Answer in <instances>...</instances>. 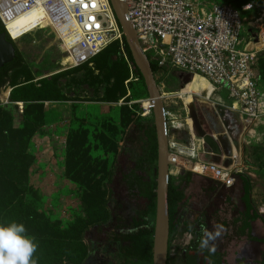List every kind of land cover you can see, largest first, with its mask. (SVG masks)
Here are the masks:
<instances>
[{"label":"rangeland","instance_id":"1","mask_svg":"<svg viewBox=\"0 0 264 264\" xmlns=\"http://www.w3.org/2000/svg\"><path fill=\"white\" fill-rule=\"evenodd\" d=\"M198 1L233 6L264 4V0ZM242 16L249 18L250 14ZM40 23L28 18L9 27L25 67L12 73L10 83L1 90L0 109L9 104L14 86L32 87L31 96L35 98L41 96L36 91L39 90L46 100L35 102L40 108L30 111L18 104L20 113L28 112L36 119L35 130L31 134L29 125L16 118L12 124L17 131L13 139L20 143L19 149L8 158L5 155L10 153L11 143L4 139L0 146V207L5 214L11 212L0 223H22L32 237L37 230L46 232L42 239L56 241L65 237L67 250L59 264H81L86 255L89 257L85 264H123L119 255L121 246L114 242L96 243L91 229L100 224L113 229L118 224L117 218L125 221L126 217L130 222L138 208L140 201L116 180L114 187L118 196L110 200L108 182L111 177L124 173V166H117L122 153L129 161L136 159L133 142L142 132L141 127L154 124L147 90L119 44H112L79 67L67 68L64 65L70 60L63 52L60 36L50 27H37ZM248 30L245 26L243 45L248 41ZM122 69L126 71L123 75ZM257 75L264 92V52L259 58ZM155 77L162 94L172 95L164 99L169 142L178 144L182 150L196 149L197 160L210 163L211 150L197 133L188 103L175 94H183L189 81L176 71L160 72ZM196 78L203 80L200 76ZM188 98L192 99L202 129L220 145L223 157L220 165L236 166L235 173L244 174L243 180L251 182L250 201L254 213L261 218L254 224L252 233L264 239V116L246 127L242 118L228 109L233 101L227 90L215 93L211 100L192 95ZM1 114L0 128L6 121ZM175 121L183 126L172 128ZM187 173L194 177L187 188L184 209L201 208L200 224L204 223V229L215 232L216 225L231 222L238 212L245 210L241 181L227 189L190 170L172 177ZM198 219L194 212H184L176 235L197 226ZM35 223L39 224L38 228H33ZM219 231L210 248L224 252L226 264L248 263L246 260L248 264H258L262 260L261 244L247 243L246 248V244L236 241L228 244L227 238L233 229L227 226ZM56 232H63L64 237L56 236ZM191 248L170 257V264H185L189 255H193ZM42 251L38 246L34 253L38 264H51L52 256L42 260ZM202 261L204 257L200 256L197 262Z\"/></svg>","mask_w":264,"mask_h":264},{"label":"built area","instance_id":"2","mask_svg":"<svg viewBox=\"0 0 264 264\" xmlns=\"http://www.w3.org/2000/svg\"><path fill=\"white\" fill-rule=\"evenodd\" d=\"M123 1L143 52L160 72L176 71L189 79L200 76L212 86L213 95L227 90L233 101L228 109L239 115L246 127L264 116V92L257 75L259 55L264 52V5L248 3L236 8L201 4L198 0ZM35 11H42L48 20L40 21L37 27H50L57 35L60 29L66 31L65 26L72 21L74 44L67 46L59 37L70 60L67 65L63 63L67 68L79 67L112 44H119L125 53L124 34L109 0H0V22L9 34L13 21ZM243 14L250 16L244 18ZM245 26L249 28L248 41L243 45ZM171 127L179 128L174 122ZM169 149L171 176H176L187 170L184 164L179 165L178 157L187 161L189 157L176 143L169 142ZM197 158L196 154L192 160L200 165V170H190L192 173L227 189L234 188L236 166L224 168ZM194 241L193 229L176 235L169 256H177Z\"/></svg>","mask_w":264,"mask_h":264},{"label":"trees","instance_id":"3","mask_svg":"<svg viewBox=\"0 0 264 264\" xmlns=\"http://www.w3.org/2000/svg\"><path fill=\"white\" fill-rule=\"evenodd\" d=\"M248 4V3H247ZM245 5V4H244ZM264 5V4H261ZM233 6V5H232ZM243 6V5H241ZM241 6H234L236 8H240ZM0 32L5 33L7 35V40L14 44L10 34L4 28L2 23L0 22ZM15 45V44H14ZM16 57L14 61L10 64L5 65L0 70V93L1 90L10 83V75L18 70H21L25 67V61L17 49L16 45ZM124 48L125 54L129 59V62L133 66L135 72L139 76V79L143 86L144 79L140 74L134 59L132 57L130 48L126 40L124 39ZM262 54V53H261ZM259 55V58L261 57ZM122 56H120V59ZM151 63V67L154 75L156 76L159 73V69L153 62ZM126 71L122 69L120 74H124ZM119 75V74H117ZM197 81V80H196ZM199 82V81H198ZM146 89V87H145ZM32 87H23V86H14L13 90L10 94L9 104L0 109V114H4L6 117V121L0 128V146L4 139H6L9 143H11V148L9 149L10 153L6 154L10 158L12 156L13 151H17L19 149L20 143H17L16 140L13 139L15 136L14 133L17 132L13 129V122L16 118H21L22 122L27 123L29 125V129L31 130V134L33 130H35V126L37 124L36 119H33L31 114L27 112L25 115V111H30L33 109H38L40 106L35 104V102L45 101L46 98L42 96V92L36 90L41 93V96L38 98L32 97ZM147 90V89H146ZM22 104L24 106V112L20 113L17 105ZM1 114V115H2ZM142 132L138 136L137 140L133 142L135 145V154L136 159L134 161H129L126 154L122 153L117 159V166H124V173L118 177H111L108 182V198L111 200L113 196L117 195L115 193V180L122 186H124L129 194L132 195L134 199H138L140 203L137 205L138 208L133 214L132 220L130 222L126 221L125 215L122 214L121 218H117L118 224L113 229H106L103 225H99L96 228L91 229L94 234L96 243H104V242H114L121 246V250L119 255L122 257L123 264H153V243H154V228H155V214H156V203H157V165H158V143H157V133L155 121L153 125H143L141 127ZM27 143V140L24 141ZM1 155H3V151H1ZM194 175L191 173L184 174L178 178L170 176L169 181V211H170V240L169 245L171 244L172 239L176 236V233L181 228L182 220L181 216L184 212H194L197 216H199V224L200 221L203 220V210L201 208H196L195 210H189L186 205V193L187 188L192 181ZM243 175H237V180L241 181L244 188V197L243 201L246 205V212L241 214L235 221V227L237 228V224H239L238 231H235V234L239 237H245L246 235L250 237V224L255 222L260 218L258 214L254 213V208L250 204V192L252 186L248 181L243 180ZM118 196V195H117ZM0 207V221L7 219V214H11L9 211L7 214L4 213L3 209ZM114 216V214H112ZM245 218L244 222L240 219ZM194 228L188 227L186 230L193 229L195 235V241L192 245L191 252L193 255H189V261H197L200 256H203L206 259H217L221 264L222 256L220 254L213 255L209 248L201 249L199 247V238L203 235L202 229L205 228L204 223ZM39 224L35 223L33 228H38ZM44 231H48L46 227L42 228ZM91 232V231H90ZM63 232H56V236L64 237ZM46 235V232L42 233L37 230L35 235L36 243L39 247L42 248V260H45L52 256L51 264H59L60 260H63L64 255L66 254V240L63 238L62 240L51 241L49 239H42V236ZM44 237V236H43ZM45 238V237H44ZM170 249V248H169ZM49 252H52L49 253ZM89 255H86L81 264H85ZM171 258L168 259V264L170 263ZM120 264V263H119Z\"/></svg>","mask_w":264,"mask_h":264},{"label":"water","instance_id":"4","mask_svg":"<svg viewBox=\"0 0 264 264\" xmlns=\"http://www.w3.org/2000/svg\"><path fill=\"white\" fill-rule=\"evenodd\" d=\"M109 1L120 24L128 47L130 48L136 67L144 79L149 102L154 114L158 143V165L153 264H168L170 240L169 181L172 163L170 161L167 118L164 104L165 94H162L153 73L151 63L139 44L136 30L128 20V8L125 2L123 0ZM15 57V45L7 40V35L5 33L0 32V70L5 65L12 63ZM186 81L188 82L189 79ZM188 105L192 112L198 135L211 150V163L220 165L223 157L221 148L217 144V139L205 133L195 115L193 103L190 102Z\"/></svg>","mask_w":264,"mask_h":264},{"label":"clouds","instance_id":"5","mask_svg":"<svg viewBox=\"0 0 264 264\" xmlns=\"http://www.w3.org/2000/svg\"><path fill=\"white\" fill-rule=\"evenodd\" d=\"M215 227V232L202 229L203 235L198 241L201 249L214 250L210 248V244L220 235L219 229L222 226ZM37 248L35 237L27 234L22 223H0V264H38L37 258L34 257Z\"/></svg>","mask_w":264,"mask_h":264},{"label":"bare ground","instance_id":"6","mask_svg":"<svg viewBox=\"0 0 264 264\" xmlns=\"http://www.w3.org/2000/svg\"><path fill=\"white\" fill-rule=\"evenodd\" d=\"M28 18H31L32 20H34L35 22H40V21H48L45 18V15L42 11H35L32 13L27 14L26 16L20 17L17 20L13 21L11 25L21 21V20H26ZM9 26V27H10ZM66 31H63L62 29H60L59 31V35L61 38L64 39V41L66 42L67 46H72L74 44L75 37H72V31H73V25H72V21H68L67 25L65 26ZM197 80V81H195ZM205 79H197L196 77H193L190 81H189V86L188 88L184 89L183 94H179V98L180 99H184L187 95H201L204 99L206 100H211L213 97V88L212 86L207 82L204 81ZM199 81V82H198ZM190 84H195V85H191ZM165 96H167L168 98L171 97L170 95L166 94ZM165 99V98H164ZM191 98L187 99V103L189 104L191 102ZM150 103V102H149ZM151 105V104H150ZM172 125V124H171ZM174 125L179 127L183 126V123L179 122V121H175ZM189 130V127H186ZM183 155H185L186 157H189V160L187 161L185 158H180L178 157L177 162H179V165L184 164L187 170H191L194 171L196 173L199 172L200 170V165L199 164H195V159L196 158V149L195 151L192 150H182ZM184 160L186 161L184 163ZM179 168V167H178Z\"/></svg>","mask_w":264,"mask_h":264},{"label":"crops","instance_id":"7","mask_svg":"<svg viewBox=\"0 0 264 264\" xmlns=\"http://www.w3.org/2000/svg\"><path fill=\"white\" fill-rule=\"evenodd\" d=\"M187 79H189V78H187L186 77V80ZM189 81H190V79H189ZM196 81V80H195ZM181 93V92H180ZM180 93H175L176 94V96H179V94ZM169 95V94H168ZM187 96H189V95H187ZM187 96L183 99V100H186V102H187ZM218 144V143H217ZM219 147H220V145H219ZM237 159V158H236ZM238 160V159H237ZM223 161V160H222ZM237 175H243L244 176V174H240V173H237ZM238 181V180H237ZM250 184H251V182H250ZM250 204L252 205V202L250 201ZM245 205V204H244ZM252 207H253V205H252ZM246 212V205H245V210L244 211H242V212H238L237 213V216L235 217V219H232V221L231 222H229V223H227V224H225V223H223V224H221V226L222 227H224V228H226L227 226H229V229H233V233H230V235H228V238H227V241L230 239V240H235L236 242L237 241H240V243L239 244H246V245H244V247L246 248V246H247V243H251V244H253L254 246H259V244H261L263 247H264V239H261V238H256L253 234L254 233H252V231L254 232V224L258 221V220H261V218H259L258 220H256L255 222H252L250 225V237L251 238H253V240H251L247 235L245 236V237H239L238 238V236L235 234V232H234V230H235V221H237L238 219V217L241 215V214H244ZM258 214V213H257ZM245 219V218H244ZM244 219L243 218H241L240 220L242 221V222H244ZM238 226H237V228H236V230L235 231H238V228H239V224H237ZM250 244V245H251ZM210 250V249H209ZM211 252H212V254L213 255H215V254H220L222 257H224V252H220L219 250H210ZM190 252H191V250H190ZM243 262V264H248V263H250L249 261H247L246 260V262H248V263H245L244 261H242ZM221 264H225V259L224 258H222V260H221ZM258 264H264V255H263V258H262V260L258 263Z\"/></svg>","mask_w":264,"mask_h":264},{"label":"flooded vegetation","instance_id":"8","mask_svg":"<svg viewBox=\"0 0 264 264\" xmlns=\"http://www.w3.org/2000/svg\"><path fill=\"white\" fill-rule=\"evenodd\" d=\"M191 85H195V84H190V86ZM228 242V244H230L231 242H235V240H232V241H230V239L227 241ZM237 243L239 244L240 243V241H237ZM169 248H170V245H169ZM169 254H170V249H169ZM170 257V256H169ZM224 258V257H223ZM203 263H198L197 261H189V260H187V261H185V264H218V260L217 259H206V258H204V261H202ZM170 264V263H169ZM226 264V263H225Z\"/></svg>","mask_w":264,"mask_h":264}]
</instances>
